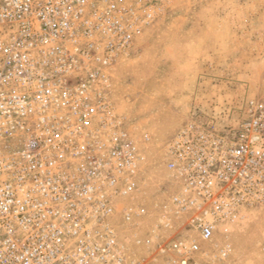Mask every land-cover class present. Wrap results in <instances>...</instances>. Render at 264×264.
<instances>
[{
  "label": "built area",
  "instance_id": "1",
  "mask_svg": "<svg viewBox=\"0 0 264 264\" xmlns=\"http://www.w3.org/2000/svg\"><path fill=\"white\" fill-rule=\"evenodd\" d=\"M159 10L118 0H0V264H147L122 235L147 209L133 204L142 157L111 87L116 62ZM166 156L176 188L156 236L171 235L158 238L153 254L199 264V239L264 204V93L248 101L235 133L192 119ZM180 223L190 237L178 236ZM136 243L149 247L152 238Z\"/></svg>",
  "mask_w": 264,
  "mask_h": 264
},
{
  "label": "rangeland",
  "instance_id": "2",
  "mask_svg": "<svg viewBox=\"0 0 264 264\" xmlns=\"http://www.w3.org/2000/svg\"><path fill=\"white\" fill-rule=\"evenodd\" d=\"M118 1L160 7L112 72L111 99L142 157L133 204L147 209L122 235L147 264H169L153 254L158 238L171 235L164 229L156 236L176 188L166 145L192 119L235 133L247 118L248 101L264 93V0ZM221 227L211 240L199 239V264H264V204ZM177 228L179 237L191 236L183 223ZM137 237L152 243L137 244ZM225 245L231 251L223 258L217 254Z\"/></svg>",
  "mask_w": 264,
  "mask_h": 264
}]
</instances>
